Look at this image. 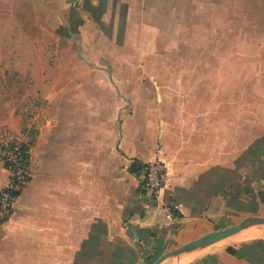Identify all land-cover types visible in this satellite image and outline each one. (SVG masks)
Instances as JSON below:
<instances>
[{"label":"crops","instance_id":"0c3cea01","mask_svg":"<svg viewBox=\"0 0 264 264\" xmlns=\"http://www.w3.org/2000/svg\"><path fill=\"white\" fill-rule=\"evenodd\" d=\"M23 6L81 62L60 61L58 50L52 64L31 63L45 111L32 134L13 126L30 176L0 223V264H151L168 246L264 217V91L249 92L251 74L236 77L229 27L236 17L264 24V0H0V17H22L9 9ZM260 34L264 50V25ZM159 86L183 94L157 95ZM134 160L164 163L158 195L140 191ZM7 180L0 161V188ZM161 264H264V226Z\"/></svg>","mask_w":264,"mask_h":264},{"label":"rangeland","instance_id":"374dc122","mask_svg":"<svg viewBox=\"0 0 264 264\" xmlns=\"http://www.w3.org/2000/svg\"><path fill=\"white\" fill-rule=\"evenodd\" d=\"M12 8L13 9H9V11H12L14 14L15 12L21 13L22 17H0V116L2 117L4 115V118L6 117V120L11 122L10 124L7 122L1 123L0 130L7 129L12 137H17L22 141V135L17 134L13 126L20 124L22 134L34 133L37 125L41 124L43 120V113L45 111L44 107L46 104V102H42L37 96H35V88L30 86L32 83L30 80L32 77V70L30 68L31 63L38 60L40 62L43 61L52 64V62L57 59L55 51L58 50L63 51V53L60 54V61L70 60L78 62L79 59L72 52L73 48L66 37L61 36L57 39L53 32L44 31L43 28L39 26V19L36 17V7L23 6ZM215 19H218V17ZM193 25H195V23H193ZM204 25L206 30L212 29L210 22L204 21L203 26ZM263 25L264 24L260 22L259 17H236L235 23H230L229 25L230 29L235 30L236 36V77H248L249 74H251L252 86L250 87L249 92L252 95L264 91V81L262 79L264 73H261V68L259 66L264 60V50L260 49L259 37H255V35L259 36L263 29ZM209 26H211V28ZM213 27L222 31L227 29V24L226 22L223 24L217 21L213 24ZM178 29L182 30L179 27H173L172 31L177 32ZM250 34L251 36L249 37ZM229 42L233 45V39H230ZM70 43H72V46L75 45L76 47L75 43ZM227 43L228 41L226 38L225 45L222 42L221 46H227ZM35 45L37 48L42 45L48 53H44L43 51H41V53H35L37 50L33 47ZM22 49L24 50L23 53H21ZM25 49L29 51H26ZM74 57L76 60L73 59ZM220 61L221 67L223 66V63H227V51H225L224 54H220ZM79 62L81 61L79 60ZM244 63H246L247 69H242L243 71L238 70L242 68ZM177 73H179V76L182 74L180 70H178ZM168 74H170L169 76L171 77H179L178 75H175V72L164 73L165 76ZM225 74L227 75V71H225ZM220 76L223 77L222 70ZM25 84H27V86H25ZM233 88H235V93L238 94L243 92L244 87L236 85L233 86ZM143 89L145 90V93H147V88L144 87ZM207 89L208 87H204L203 90L205 91ZM219 89L221 95H228L229 92L227 85L223 84ZM156 93L157 95L164 93L167 95L173 93L183 94V86H159L156 89ZM232 94L234 95V93ZM237 103L242 104V102ZM159 104H161L162 109H168L171 103H166L168 107L162 105V103L156 102V105ZM220 105L221 109L228 110L227 104L221 102ZM239 220L240 219H236L235 223ZM178 246L179 245L168 246L166 248L170 249H167L166 251Z\"/></svg>","mask_w":264,"mask_h":264},{"label":"built area","instance_id":"2783aa9c","mask_svg":"<svg viewBox=\"0 0 264 264\" xmlns=\"http://www.w3.org/2000/svg\"><path fill=\"white\" fill-rule=\"evenodd\" d=\"M0 159L7 172L8 180L0 188V223L11 217L15 200L22 187L29 180V149L19 138L12 137L7 129L0 130ZM144 187L152 195H158L161 189L164 163L153 160L143 168Z\"/></svg>","mask_w":264,"mask_h":264},{"label":"water","instance_id":"95a60500","mask_svg":"<svg viewBox=\"0 0 264 264\" xmlns=\"http://www.w3.org/2000/svg\"><path fill=\"white\" fill-rule=\"evenodd\" d=\"M251 226H264V217L249 215L242 218L235 224L207 232L197 238H194L192 240L183 243L182 245L176 248L161 253L151 264H161L163 260H165L168 257H177L189 253L191 251H194L196 249L208 246L212 243H215L221 239H224L230 235L235 234L236 232H238L243 228H247Z\"/></svg>","mask_w":264,"mask_h":264},{"label":"trees","instance_id":"16d2710c","mask_svg":"<svg viewBox=\"0 0 264 264\" xmlns=\"http://www.w3.org/2000/svg\"><path fill=\"white\" fill-rule=\"evenodd\" d=\"M144 167H145V163L140 162L138 160H134L129 167L130 172L134 173L136 176L140 178L139 189L141 192H145V187H143L144 179H143V171H142Z\"/></svg>","mask_w":264,"mask_h":264}]
</instances>
